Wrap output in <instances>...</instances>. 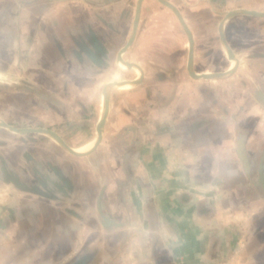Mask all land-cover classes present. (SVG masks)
I'll return each instance as SVG.
<instances>
[{
    "label": "crops",
    "instance_id": "1",
    "mask_svg": "<svg viewBox=\"0 0 264 264\" xmlns=\"http://www.w3.org/2000/svg\"><path fill=\"white\" fill-rule=\"evenodd\" d=\"M165 1L216 76L159 0H0V264H264V0Z\"/></svg>",
    "mask_w": 264,
    "mask_h": 264
},
{
    "label": "water",
    "instance_id": "2",
    "mask_svg": "<svg viewBox=\"0 0 264 264\" xmlns=\"http://www.w3.org/2000/svg\"><path fill=\"white\" fill-rule=\"evenodd\" d=\"M140 1L142 0H139V3L137 5V9H136V17H135V22H134V26H133V33L135 31V28H136V25H137V21H138V13H139V6H140ZM163 5H166L167 7H169L170 9H172V11L176 14V16L178 17L183 29L185 30L186 34H187V37H188V40L190 42V51L188 53V71H189V74L191 77L193 78H197V76L192 72L191 70V66H192V45H193V40H192V35H191V32L190 30L186 27V24L182 18V16L180 15L179 11L176 9V7H174L171 3L165 1V0H159ZM240 12H245L249 15H253V16H259V17H264V14H262L261 12L260 13H256V12H248V11H238V10H234V11H229L225 14V17H224V20H222L221 24L219 25V35H220V38H221V41L223 43V46L226 47V50L228 51V55L230 57H233V54L230 50V48L228 47L227 45V42L224 38V35L222 33V24L224 23V21L230 17V16H233L237 13H240ZM121 59V58H119ZM122 60V59H121ZM213 76H216V74L214 75H211V76H207V75H204L202 76L201 78H210V77H213ZM115 84V83H114ZM113 85L109 84L108 86H106V89H105V92L103 93V100H104V107H103V113H102V117H100V120H99V123L97 125V134H98V139H97V142H96V145L99 143L100 139H101V134H102V130H103V127H104V123H105V119H106V116H107V112H108V93H109V89L110 87H112ZM50 133V132H49ZM54 136V138H56L60 144L66 149L68 150L70 153L72 154H75V155H78V153L74 152L72 149H70L69 147H67L64 142L62 140H60L56 135H54L53 133H50ZM26 189V188H25ZM27 191H31L32 193L34 194H38L40 196H43V197H46V198H49V196H47L46 194L38 191L37 189H31V190H28L26 189ZM102 217L104 219H106L103 215ZM107 220V219H106Z\"/></svg>",
    "mask_w": 264,
    "mask_h": 264
},
{
    "label": "bare ground",
    "instance_id": "3",
    "mask_svg": "<svg viewBox=\"0 0 264 264\" xmlns=\"http://www.w3.org/2000/svg\"><path fill=\"white\" fill-rule=\"evenodd\" d=\"M247 11V10H246ZM248 12H256V13H260V12H257V11H248ZM262 14H264V12H261ZM188 42H189V40H188ZM186 45V49H188L189 48V45H190V42L189 43H186L185 44ZM223 50L225 51V53H226V56L228 57V58H230V60H229V70H228V72L229 71H231L232 70V64L234 65V64H236V58L234 57H230L229 55H228V51L226 50V47L225 46H223ZM189 51H190V49H189ZM121 65V67H122V69L123 70H126L127 68H129L128 67V65H124V64H120ZM133 69H134V72L136 73V74H139V72L137 71V69H135L134 67H133ZM232 72V71H231ZM231 72H229V73H231ZM194 73V72H193ZM196 76H197V78H201L202 76H204V75H207V76H211V75H214V74H209V73H207V72H205V73H194ZM134 84V83H133ZM112 85H113V87H115V88H118V90H123V89H129L132 85H121V84H113L112 83ZM135 85V84H134ZM103 97V96H102ZM101 107H102V109H101V111H100V117H102V113H103V107H104V100H103V98L101 99ZM1 124V123H0ZM3 124V123H2ZM12 131V130H11ZM14 132V131H13ZM96 136H97V138L96 137H94V139L92 140V141H90L89 143H87L85 146H82V147H80V148H77V149H75L74 150V152H76V153H85L86 151H89L92 147H93V145H94V143L95 142H97V139H98V134H97V131H96ZM56 143H58L56 140H54ZM105 222H106V220H105ZM109 223V222H108Z\"/></svg>",
    "mask_w": 264,
    "mask_h": 264
},
{
    "label": "rangeland",
    "instance_id": "4",
    "mask_svg": "<svg viewBox=\"0 0 264 264\" xmlns=\"http://www.w3.org/2000/svg\"><path fill=\"white\" fill-rule=\"evenodd\" d=\"M186 43H189L188 40L186 41ZM186 43H185V44H186ZM185 48H186V45H185ZM189 49H190V45H189V48H188L187 50L189 51ZM224 53H225V51H224ZM228 59L230 60V58H228ZM118 61H119L120 64H124L125 66L128 65V64H125V61H124V60L118 59ZM138 75H140V74H138ZM127 85H128V84H127ZM130 85H131V84H130ZM131 87H132V86H131ZM131 87H130V88H131ZM114 88H115V87H114ZM115 89H118V88H115ZM123 90H126V89H123Z\"/></svg>",
    "mask_w": 264,
    "mask_h": 264
}]
</instances>
